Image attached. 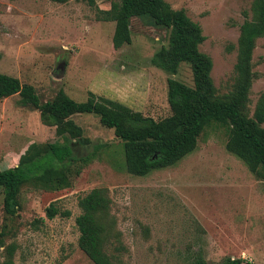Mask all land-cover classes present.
Here are the masks:
<instances>
[{"label": "rangeland", "instance_id": "374dc122", "mask_svg": "<svg viewBox=\"0 0 264 264\" xmlns=\"http://www.w3.org/2000/svg\"><path fill=\"white\" fill-rule=\"evenodd\" d=\"M165 1L199 25L204 39L198 49L211 60L216 92L226 93L238 27L250 17L251 0ZM92 2L0 0V72L30 84L40 102L58 89L74 101L91 91L155 120L167 116L166 78L188 86L192 79L187 63H179L173 74L150 63L152 53L166 44V30L147 15L131 17L130 42L113 48V22L97 20L93 9H107L110 0ZM250 61L249 115L264 95V36L255 40ZM71 118L90 141L80 148L82 155L100 146L68 187L46 191L22 185L12 215L2 208L0 190V261L3 246L14 243V264H92L76 244L74 218L77 199L103 188L117 233L107 247L114 264H193L197 255L206 264L225 257L264 264V170L255 176L225 150L223 126H206L194 149L175 164L134 176L122 168V143L112 129L89 112ZM52 141H60L54 127L42 124L17 94L0 99V169L16 164L31 146ZM50 202L57 213L47 218Z\"/></svg>", "mask_w": 264, "mask_h": 264}, {"label": "trees", "instance_id": "16d2710c", "mask_svg": "<svg viewBox=\"0 0 264 264\" xmlns=\"http://www.w3.org/2000/svg\"><path fill=\"white\" fill-rule=\"evenodd\" d=\"M51 1L62 3L66 0ZM88 2L93 4L92 0ZM93 9L97 20L113 22V48L130 42L131 17L147 15L154 26L167 33L166 44L152 53L150 63L168 74L175 73L179 63H187L192 85L166 78V101L170 112L155 120L91 91L87 92L85 100L74 101L58 89L50 99L40 102L30 84L20 83L16 77L0 72V99L17 94L19 102L35 109L39 121L53 126L54 134L60 137V141L47 142L43 147L39 145V149L31 146L16 164L0 169L5 213L14 214L22 185L46 191L68 187L71 176L78 174L80 166L90 160L100 145H94L86 155L80 153V148L90 141L71 118L79 112L94 114L102 126L112 129L113 135L122 143V168L130 175L144 176L152 170L175 164L194 149L199 133L209 124L216 123L226 130L225 150L238 158L250 173L262 177L264 95L257 97L250 115L247 95L254 76L251 52L255 40L264 36V0H251L250 17L244 18L238 27L232 83L224 94H218L212 83L209 56L198 49L204 39L201 29L184 9H174L165 0H110L107 9L96 6ZM109 203L103 188H92L77 199L76 244L92 264H114V255L107 250L111 238L117 239ZM56 213L53 202L44 209L47 218ZM2 244L0 233V246ZM14 248V243L3 246L0 264H14ZM240 262V258L225 257L219 264ZM193 264L206 263L197 255Z\"/></svg>", "mask_w": 264, "mask_h": 264}]
</instances>
